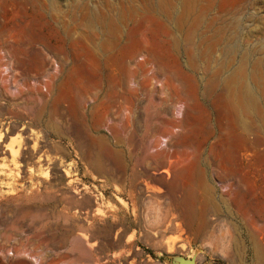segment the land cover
Returning <instances> with one entry per match:
<instances>
[{
  "label": "rangeland",
  "instance_id": "1",
  "mask_svg": "<svg viewBox=\"0 0 264 264\" xmlns=\"http://www.w3.org/2000/svg\"><path fill=\"white\" fill-rule=\"evenodd\" d=\"M182 259L264 264V0H0V264Z\"/></svg>",
  "mask_w": 264,
  "mask_h": 264
},
{
  "label": "bare ground",
  "instance_id": "2",
  "mask_svg": "<svg viewBox=\"0 0 264 264\" xmlns=\"http://www.w3.org/2000/svg\"><path fill=\"white\" fill-rule=\"evenodd\" d=\"M184 2V1H183ZM139 5V4H138ZM205 6V5H204ZM173 11H174V9H173ZM202 13V12H201ZM197 16V15H196ZM188 18V17H187ZM182 23V22H181ZM207 25V24H206ZM182 28V27H181ZM190 32V31H189ZM194 33V32H193ZM166 35H168V34H166ZM209 37V36H208ZM173 38V37H172ZM179 41V40H178ZM187 43V42H186ZM193 45V44H192ZM190 46V45H189ZM213 47V46H212ZM211 47V48H212ZM218 59V58H217ZM223 59V58H222ZM236 59V58H235ZM225 60V59H224ZM224 62V61H223ZM221 64V63H220ZM224 64V63H223ZM223 67V66H222ZM248 67V66H247ZM230 68V67H229ZM224 70V69H223ZM222 70V71H223ZM217 73V72H216ZM213 74H214V71H213ZM219 74V73H218ZM204 75H205V73H204ZM233 76V75H232ZM238 77V76H237ZM213 78V77H212ZM220 78V77H219ZM245 80V79H244ZM209 83H210V81H209ZM242 83V82H241ZM206 84H208V83H206ZM215 84V86H216V83H214ZM220 84V83H219ZM249 84V83H248ZM227 85V84H226ZM229 85V84H228ZM249 86V85H248ZM250 88V87H249ZM259 89V88H258ZM228 90V89H227ZM241 90V89H240ZM234 91V90H233ZM250 91V90H249ZM240 92H242V90L240 91ZM238 93V92H237ZM238 95V94H237ZM211 96V95H210ZM259 99V98H258ZM243 101V100H242ZM246 103V102H245ZM257 104H259V103H257ZM241 105V104H240ZM242 106H243V104H242Z\"/></svg>",
  "mask_w": 264,
  "mask_h": 264
},
{
  "label": "water",
  "instance_id": "3",
  "mask_svg": "<svg viewBox=\"0 0 264 264\" xmlns=\"http://www.w3.org/2000/svg\"><path fill=\"white\" fill-rule=\"evenodd\" d=\"M181 264H195V261L193 259H182Z\"/></svg>",
  "mask_w": 264,
  "mask_h": 264
}]
</instances>
